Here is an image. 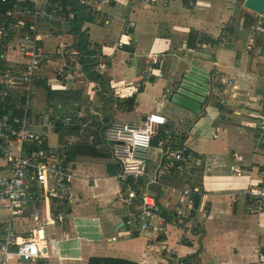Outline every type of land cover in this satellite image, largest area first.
<instances>
[{
    "label": "crops",
    "instance_id": "obj_1",
    "mask_svg": "<svg viewBox=\"0 0 264 264\" xmlns=\"http://www.w3.org/2000/svg\"><path fill=\"white\" fill-rule=\"evenodd\" d=\"M121 1L128 5L122 15V25L116 29L113 40L102 39V43L94 41L88 28L91 21L84 23V25L88 24L84 32L90 41V51L103 55L102 58L106 57L105 70L111 77L108 95H103L105 89L100 82L88 80L78 62L79 68L77 64L72 63L63 80L56 77L65 84L57 82V86L52 88L50 80L46 85L51 89L63 91L64 94L56 95L57 102L52 107L44 101V93H42L43 99H36V104L30 106L31 109L34 108L33 119L44 115L49 108H53L61 115L84 110L92 104H97L96 115L102 111V116L110 119L104 124L108 126L112 121L119 120L120 112L129 109L133 112L139 111L138 103H140L142 121L152 112H159L167 120L166 126L162 128L168 129L170 135L177 141L180 136L199 137L198 144L194 146L195 176L191 181L193 194L185 195L184 180L171 170L161 179L156 189H153L157 171L167 163L162 154L163 149L160 153L151 152L148 173L144 178L129 180L132 182L128 184L129 181L120 180L121 166L113 158L112 144L102 139L103 129L106 126L98 130L91 127L81 135V142L73 146L76 151L73 161L71 160L72 198L64 208L67 213L65 222H58L53 209H45L43 206H41V216L37 219L34 216L35 209L28 207L16 220L17 236L33 239L38 243L41 249L40 258L44 257L46 260L44 264H88L89 260L95 257L130 260L138 264H164L166 263L163 257L164 251L148 248V242L154 241L157 244V238L161 244L176 248L186 258L199 249L202 233L196 232V229L192 230L196 223L198 224L196 228L201 226L202 232H205L202 239L201 262L198 264H264L262 250L264 208L261 207V211L257 214L246 210V202L250 198L249 186L264 182V149L258 148L256 131L254 130L255 146L251 153L236 148L210 147L202 142L203 137L225 139L232 126L242 125L247 120L254 129L255 120L260 116L264 101L254 97L246 99L243 95L244 93L253 95L264 89L257 87L259 77L260 81L264 79V72L254 66V63L264 58L256 56L254 54L256 47L252 46L253 42L255 44L257 42L258 45V40L264 38V33L254 35L252 24L249 27L244 24L247 19H252L253 22V15L248 13L250 10L245 9L239 0H164L165 2L155 0L153 5L131 4L130 0H116L102 7L92 18L97 14L105 15H100L103 18L110 16L121 5ZM131 23H135L136 27H131ZM241 23L248 28V31L238 30L242 26ZM56 24L60 25L58 22ZM138 26L139 29L136 30ZM226 27L229 31L223 32ZM50 28L51 24L48 29ZM191 28L200 31L205 40L209 36L211 39L220 38L221 44L205 41L199 49L185 51L184 42ZM249 31L252 32L250 37H248ZM45 36H48L47 40H55L51 33ZM122 36H126L125 45L135 46L134 52L126 51L125 45L121 49H116V44ZM73 37V34L59 36L63 43L68 38L76 40V37ZM238 38L250 42L251 46L248 45L246 52L235 47ZM47 40L44 43H47ZM67 43L73 45L72 42ZM71 53L80 55L75 48L71 49ZM155 53H165L170 58L155 66L152 76L148 78L147 64L146 67H142V59L145 60L146 55ZM132 54H137L135 60L131 58ZM124 60L132 69H128ZM11 61L13 62V59ZM16 61L17 59L14 62ZM107 62H111L112 67L107 66ZM118 67L123 68L118 69ZM187 72L192 73V77H188ZM43 74L41 73L38 79L48 77ZM166 74L176 76L169 90L170 98L159 94L154 99H145L150 87L157 83L156 77L164 78ZM214 74L221 82L215 81ZM68 80L71 82L66 86ZM142 84L143 91H140ZM226 88L231 90V96H223L222 93ZM36 92L38 90L35 89L32 99L37 97ZM71 92L77 95H69ZM136 92L137 96L132 101L130 95ZM117 96H121L120 99H117ZM121 103L128 105L121 107ZM171 104L176 105V109L171 108ZM107 108L108 114L105 110ZM198 109L202 111H197ZM195 114L201 115L199 120L196 121L194 118L190 123L183 121ZM97 117L99 120L100 117L98 115ZM209 117L214 118L212 124L216 125L213 135L205 134L201 129V123ZM132 121L136 122L134 118L130 122ZM95 158H100L97 167L105 169L104 176L94 171ZM236 168L244 170L238 174L235 172ZM7 173L6 163L0 158V174ZM245 173L250 177V182L241 191L234 184L233 175L239 177L244 176ZM102 184L100 191L94 192V188ZM88 187L93 190L90 197L85 195V189ZM136 190L140 195L154 194L161 214L178 215L179 220L189 219L185 229L171 224L165 227V219L159 216L154 219L148 236L126 238L132 232V229L129 231L126 220L134 203L124 205L120 200V194H133L135 197ZM196 195H199L200 203L195 209ZM6 214L7 210L0 209V217ZM56 224H63L62 236L58 235ZM41 230H44V237H41ZM1 234L0 228V238ZM160 235H165L166 239H159ZM114 236H117L118 240L113 241ZM108 238L111 240L107 241ZM9 264H39V260L29 263L14 256L9 259Z\"/></svg>",
    "mask_w": 264,
    "mask_h": 264
},
{
    "label": "built area",
    "instance_id": "obj_2",
    "mask_svg": "<svg viewBox=\"0 0 264 264\" xmlns=\"http://www.w3.org/2000/svg\"><path fill=\"white\" fill-rule=\"evenodd\" d=\"M18 1L32 3L33 6L25 8L14 7L8 12V16L17 20L29 21L37 33V27L41 22H58L61 25V35H70L73 25L74 11L70 6L66 8L62 3L54 0H0L2 4L15 5ZM116 0H76L77 4L86 7L87 12L100 11L102 7L110 5ZM163 2H165L163 0ZM131 4L153 5L155 0H130ZM251 29L254 35L264 33V15L255 13ZM135 23H131L134 27ZM126 36L116 44V49L125 45ZM43 37L36 34L34 38L25 36L20 39V46L26 56L25 70L22 75H10V70L5 74V86L12 91L21 88L27 90V104L25 112H29L31 99L34 92V80L43 72H51L48 65L49 55L42 44ZM203 43H200L202 46ZM62 49H66L69 43L65 42ZM134 55L131 56L133 58ZM94 60L100 61L99 53H92ZM147 68L146 76L149 78L155 66L168 59V54H148L144 57ZM101 71L106 65L100 64ZM216 82L218 76L215 78ZM10 92H0L1 97L9 96ZM246 99L256 98L264 101V89L253 95L244 93ZM108 114V108L105 109ZM96 105H91L84 110H78L68 114H57L53 108H49L44 115L33 119L27 115L19 116L11 114L0 122V158L6 163L7 174H0V209L7 210L4 217H0V264H9L11 257L24 258L25 262H37L41 249L33 239H23L16 234L15 223L18 216L28 207L35 209L34 216L39 219L41 206L45 209H53L54 205L63 209L56 213V220L64 223L67 217L65 206L72 198L71 179L72 164L69 157V147L81 142V135L89 131L94 122L98 120ZM165 116L159 112H152L142 123L114 120L103 129L102 139L112 144L113 158L121 166L120 179L122 181H136L144 178L149 169L151 152L160 153L163 149V157L167 161L157 171L155 180L159 184L171 170L176 176L184 180V193L192 196L191 181L195 176L193 161L195 160V145L199 137L189 135L188 138L180 136L179 141L174 139L168 129ZM161 127V128H160ZM72 129L80 130L79 133H69ZM38 130V131H37ZM161 132V136L154 144L153 138ZM258 148L264 147V107L261 110L255 125ZM64 144H59V134L66 133ZM47 137H52L49 148L29 152L28 144L42 145ZM153 150V151H152ZM155 150V151H154ZM243 168H236L235 172L241 174ZM248 196L255 203L264 208V182L252 185ZM120 200L124 205L134 203L133 194H120ZM139 208L131 211L126 224L131 226L132 232L126 238H141L148 236L154 219L160 215V208L154 194L144 193L140 195ZM201 226L197 231L201 230ZM108 238L107 241H110ZM118 240L117 236L112 237ZM152 249H159L166 259L164 264H185L184 257L176 248L166 244H149ZM165 254V255H164ZM159 264V263H158Z\"/></svg>",
    "mask_w": 264,
    "mask_h": 264
},
{
    "label": "trees",
    "instance_id": "obj_3",
    "mask_svg": "<svg viewBox=\"0 0 264 264\" xmlns=\"http://www.w3.org/2000/svg\"><path fill=\"white\" fill-rule=\"evenodd\" d=\"M56 2H60L63 4V6L66 8L67 6L71 7V10L74 11V18L71 19L72 20V31H71V35L73 34L76 40H74L73 45L69 44L70 46V50L71 47L75 48L79 51L78 55V59H79V64L82 67V70L84 72V74L86 75V77L88 78V80H90L91 82H100L102 84V86L104 87V94L103 95H108L107 91L108 89H110L111 87V77L110 75L107 74L106 70L101 71L99 66L100 64H104L106 65V57L102 58L100 61L94 60L91 57V53L89 47H90V41L88 40L87 35L84 32V29L82 28L84 26V23L87 21H92V16L95 15L96 13H99L100 11H95V12H87L86 11V7L82 4H77L76 5V0H54ZM240 2H244V0H239ZM27 6H33L32 3H28V2H22V1H18L17 4L15 5H8V4H2L0 2V92H5L6 90L8 92H10L11 90L7 88V86H5V74L7 73L8 70H10V75H15V76H20L22 75L23 71L25 70V64L24 62L26 61V56L23 54L22 48L20 46V39L22 37L25 36H30L32 38H34L36 36V31L33 30L32 26L33 24H31V22L29 21H24V20H17L14 19L12 17L8 16V12L14 8V7H18V8H25ZM249 14H252L253 17L255 15L254 12H250L248 11ZM254 19V18H253ZM49 24L54 25L56 24V22H47ZM244 24L249 27L252 24V19L251 20H246L244 21ZM136 27V24H135ZM228 27H226L223 32L225 31H229L227 30ZM51 34L53 35V38H57L59 37V35H61L60 31H56L53 29V27H51ZM207 38V36H206ZM72 38H70L71 40ZM205 41H207L208 43L210 42H214V43H218L219 45L221 44V40L220 38L218 39H211L210 36L209 38H207V40H205V38L202 36V34L200 33V31L191 28L188 34V38L186 39V41L184 42L186 44V49H188L189 51H195L197 49L200 48V43H204ZM9 43H12L13 47L15 49H18L21 52L20 57L17 58L16 62H12L11 60H9L8 62H12V65H9L5 62V57L6 54L8 53V49H9ZM39 44L43 45V42L41 41L38 42ZM45 44V43H44ZM63 44V40L61 39L59 41V44H57L56 47V51L55 52L58 56H64L62 53H59V49L62 48ZM44 46V45H43ZM182 49H183V45L181 44ZM124 49H126V51L129 52H134L135 50V46L132 44H127L125 45ZM46 52L49 55V63L48 65L50 66L51 60H52V54L50 51H48L45 47ZM64 53L66 54V61L68 60V55H70V51L65 50ZM103 56V55H102ZM143 65L142 67H146V63L145 60H143ZM72 63L67 62V64L65 63L64 65V69H69L71 67ZM112 67V63L111 62H107V66ZM55 69V68H54ZM53 72H57V69H55V71ZM45 73V72H43ZM41 74V73H40ZM57 77L61 78V73L58 72L57 73ZM220 78L222 79V75L219 73ZM39 77V76H38ZM38 77L35 78L34 80V92L35 89L36 90H46L45 94H44V99L45 101L48 103V105L54 107V105H56V100H55V92L56 89H51L49 87H46V85L48 84V79L49 77H47L46 79L42 78V79H38ZM216 77V74H214V78ZM27 89L26 88H21L17 91H12L10 92L9 96H5V97H1L0 96V122L3 121L7 116L11 115V114H15V115H19V116H24L27 115L29 117H33V112L32 109L29 108V112H25V105L27 104ZM140 91H143V84L140 87ZM33 92V95H34ZM137 96V92L135 94H131V100L133 101V98H135ZM121 96H117V99H120ZM33 98V97H32ZM105 98V97H104ZM108 98V97H107ZM105 98V99H107ZM136 100L134 99V102ZM128 105V103L126 104H122L121 103V107H126ZM97 115L100 117V119L98 120V122H94L92 124V129L96 128L97 130L100 129V127L102 128L104 124L108 123L110 121L109 118H105L102 116V111H99L97 113ZM38 131V130H37ZM80 130L78 129H72L70 130L69 133H79ZM67 135L66 133L63 134H59V144H64L65 142V136ZM161 136V132H159L158 134H156L153 138V142L154 144H157L159 138ZM52 143V137H47V140L42 144H36V143H30L28 144V149L29 152L32 151H38L41 150L43 148H49V146ZM75 151L76 148L69 147V157L70 159L73 161L74 157H75ZM155 151V150H154ZM132 181L127 182L131 183ZM125 184V185H127ZM158 184H155L153 189H156ZM200 197L199 195H196L194 197V207L195 209L199 206L200 203ZM141 203L140 200V192L138 190H136L135 193V197H134V204L131 207V210L134 211L136 209L139 208V205ZM62 207H59L57 205L53 206V212L54 213H58L60 210H62ZM262 209L261 206L259 204H255L250 198L248 200V202H246V210L249 213L252 214H257L259 213ZM160 217L165 219V227L167 226V224H171L174 226H178L180 228H184L186 224L190 221L189 219L187 220H179V216L175 215V216H169L168 213H164L161 214L160 212ZM198 225V224H197ZM196 223L195 226L193 225L192 230L195 231L196 227H197ZM198 233H202V237L199 239V249L197 250L196 253L188 255L186 258H184V263L185 264H198V262H201L200 259V255L202 254L203 251V244H202V239L205 236V232L203 231H199ZM159 239L161 240H165L166 236L165 235H160ZM157 242L158 239L156 238ZM263 256H264V247H263ZM46 262L44 257H41L39 259V264H44ZM88 264H138L134 261H130V260H123V259H115V258H91L88 262Z\"/></svg>",
    "mask_w": 264,
    "mask_h": 264
},
{
    "label": "rangeland",
    "instance_id": "obj_4",
    "mask_svg": "<svg viewBox=\"0 0 264 264\" xmlns=\"http://www.w3.org/2000/svg\"><path fill=\"white\" fill-rule=\"evenodd\" d=\"M120 4L121 5H119V7L116 9V11H114L110 16L103 18L101 16H105V15L97 14L92 19L91 23L89 24V27H88V24L84 25L83 29L86 31L87 27L89 28V32H90V34L92 36V39H94V41H96L98 43H102L103 42L102 39L113 40L115 38V31L120 25H122V21H123L122 20V15L125 13V7L128 5L127 3L123 2V1H121ZM187 10H189V8ZM107 22H109V23H107ZM241 25L242 26H240L238 28L239 31H243V30L248 31L247 27H244V25L242 23H241ZM49 26H50V24L47 23L46 21L41 22L40 25H38V27H37V33H39L43 37V39H44V41H43L44 47H46V49L48 51H50L51 54L53 53L52 54V60H51V63H50V67H51L52 71L51 72H45L43 74L44 76H48L49 77L48 82H50V80H51V86L53 88V87L57 86V82H59L60 84H65V82H62V81L58 80V79L63 80V77L67 76V73H66L67 69H64L65 63L67 64V62L70 61V63L77 64V62L79 61V59H78L79 57L77 55H72L71 50H70L69 47L64 49V50L62 48L59 50V53H62L64 56H58L55 53L56 47H57V44H59L60 38L57 37V38H53L55 40H52V39H48L47 40L48 36H45V35L52 32L51 28L48 29ZM51 27H53L54 30L57 29L56 31H60V33H61V26L60 25L54 24ZM138 29H139V26L136 28V30H138ZM251 34H252V32L249 31L248 37H250ZM63 36L64 37L65 36H71V34L70 35H67V34L66 35H62V37ZM45 40H47V43L44 44ZM65 42H72L73 43L74 40L73 39L70 40V38H68ZM236 42H237V44H236L235 47L237 49H241V50H243L245 52L247 51L248 45L250 43L248 40L242 39V38H238L236 40ZM249 46H251V45H249ZM252 46H253V48L256 47L255 51H254V54L256 56H259L260 50L258 49L257 42H256V44L253 42ZM71 49H74V48L71 47ZM65 50L70 51V55L67 56L68 57L67 61H66V56H65L66 54L64 53ZM20 55H21V52L18 49H15L13 47L12 43H9V49H8V53L6 54V57H5V62L7 64H9V65H12L13 63L12 62H8V61L13 59V62H14L18 57H20ZM132 55H134L133 59L135 60L137 54H132ZM261 60L258 63H254V66H255V68L257 70H259V71L262 70L264 72V60H262V61ZM123 62L126 64L128 69H132L128 62H126L125 60ZM77 66L79 68V64H77ZM195 66H197V64H195ZM54 68L57 69V72H53V71H55ZM121 68H123V67H118V69H121ZM58 72H60L61 75L63 74V76H61V78L57 79L56 77L58 76L57 75ZM191 74H188V72H187V76L188 77L189 76L192 77ZM263 75H264V73H263ZM175 77L176 76H171L170 74L169 75L166 74L164 76V78H161V77L157 76L156 77V82L157 83L154 86L150 87L147 95L145 96V99H147V100L148 99H154L156 97V95H159V94H162V95H164L167 98H170L169 90L171 89V84L172 83L174 84ZM259 81H260V77H259V80H258V83H257V87H259V88L264 87V79H262L260 82ZM70 82L71 81L68 80L66 82V86H69ZM168 84H170V86H168ZM45 92H46V90L42 91L40 89L38 90V92H36V94H38V95H36L37 97H35L34 99H31L32 106H34L36 104L37 100L43 99L42 97L44 95L42 96V93L45 94ZM63 94H64L63 91L56 90L54 96L56 97V95H63ZM222 94H223V96L226 95L227 97L231 96V90L229 88H226ZM69 95L76 96L77 94L74 93V92H71ZM94 102L97 103V101H94ZM44 105H45V103H44ZM92 105H97V104H92ZM138 105H139V108H140V109H138L139 111L133 112V111H131L129 109V110L120 112L119 115H118V119L119 120H124V121L128 120L130 122L132 120V118H134L136 123H142V122H140V121H142V118H143V113L141 111L142 106H141L140 103H138ZM170 107L173 108V109H176V105L171 104ZM32 109L34 111L33 107H32ZM197 111H202V109H198ZM200 116H197L196 114L195 115H191L190 119H184L183 121L185 123H190V121L193 120L194 118L197 121V120L200 119ZM181 117H183V114H181ZM213 119H214L213 117H209L208 119H206L205 121H203L201 123V129H203L205 134H212L213 135V133L215 132L216 125L212 124ZM255 121H257V120H255ZM254 130H255V127L253 129V127L251 125V122L249 120H247V122L244 121V124H242V125L232 126L231 131H229V133H228V135H227V137L225 139H213V138L211 139V138H208V137L207 138L203 137L202 142L207 143L210 147L227 148V149L236 148V149H238V150H240L242 152L251 153L253 151V147L255 146V141H254L255 140V132H254ZM263 149H264V147H263ZM99 161H100V158H95L94 159V162H96V164L94 165V166H96L94 168V171H96L98 173V175H103L104 176L105 169L97 167V164H98ZM234 175H233L234 184H236L238 186V189L243 191L244 188L246 186H248V184L250 182V177L248 176L247 173H245L244 176H239V177H236V175L235 176ZM254 182H256V181H254ZM103 184H105V182ZM103 184L100 185V186L95 187L94 188V192L100 191V189L103 187ZM249 187H251V186H249ZM92 194H93V190L91 189V187H88L87 189H85V195L87 197H90ZM199 217L201 218V216H199ZM62 225L63 224H56L55 225L57 227V233H58L59 236H62V231H63ZM129 228H130L129 229V231H130L132 227L129 226ZM197 229L198 228H196V232H199V231H197ZM200 231H202V228H201ZM193 235H194V232H193ZM147 238H149V237H147ZM148 243L150 244L151 242H148ZM154 243L156 244V242H154ZM149 244H147L148 248H150ZM157 245H161V243L157 242Z\"/></svg>",
    "mask_w": 264,
    "mask_h": 264
},
{
    "label": "water",
    "instance_id": "obj_5",
    "mask_svg": "<svg viewBox=\"0 0 264 264\" xmlns=\"http://www.w3.org/2000/svg\"><path fill=\"white\" fill-rule=\"evenodd\" d=\"M243 6L245 9L250 10L254 13H259L264 15V0H244ZM261 39L259 38L258 44ZM259 56L264 58V46L261 47ZM47 87V86H46ZM41 237H44V230H41ZM21 261H24V258H20Z\"/></svg>",
    "mask_w": 264,
    "mask_h": 264
},
{
    "label": "flooded vegetation",
    "instance_id": "obj_6",
    "mask_svg": "<svg viewBox=\"0 0 264 264\" xmlns=\"http://www.w3.org/2000/svg\"><path fill=\"white\" fill-rule=\"evenodd\" d=\"M260 39H261V41H260V43L258 44L259 49H260L262 46H264V38H260Z\"/></svg>",
    "mask_w": 264,
    "mask_h": 264
},
{
    "label": "bare ground",
    "instance_id": "obj_7",
    "mask_svg": "<svg viewBox=\"0 0 264 264\" xmlns=\"http://www.w3.org/2000/svg\"><path fill=\"white\" fill-rule=\"evenodd\" d=\"M106 125H104L102 128H104ZM33 262H29V263H35L36 260H32Z\"/></svg>",
    "mask_w": 264,
    "mask_h": 264
}]
</instances>
